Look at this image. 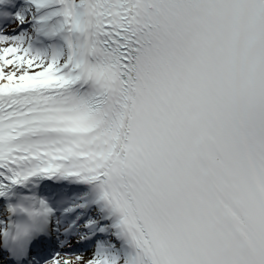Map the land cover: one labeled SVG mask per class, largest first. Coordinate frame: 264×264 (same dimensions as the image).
I'll list each match as a JSON object with an SVG mask.
<instances>
[{"label": "snow or ice", "instance_id": "1", "mask_svg": "<svg viewBox=\"0 0 264 264\" xmlns=\"http://www.w3.org/2000/svg\"><path fill=\"white\" fill-rule=\"evenodd\" d=\"M0 264H264V0H0Z\"/></svg>", "mask_w": 264, "mask_h": 264}, {"label": "bare ground", "instance_id": "2", "mask_svg": "<svg viewBox=\"0 0 264 264\" xmlns=\"http://www.w3.org/2000/svg\"><path fill=\"white\" fill-rule=\"evenodd\" d=\"M86 255H90V253H87Z\"/></svg>", "mask_w": 264, "mask_h": 264}, {"label": "rangeland", "instance_id": "3", "mask_svg": "<svg viewBox=\"0 0 264 264\" xmlns=\"http://www.w3.org/2000/svg\"><path fill=\"white\" fill-rule=\"evenodd\" d=\"M87 254V253H86Z\"/></svg>", "mask_w": 264, "mask_h": 264}]
</instances>
